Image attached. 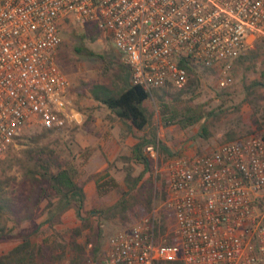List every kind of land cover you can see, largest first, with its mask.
<instances>
[{"label": "built area", "instance_id": "obj_1", "mask_svg": "<svg viewBox=\"0 0 264 264\" xmlns=\"http://www.w3.org/2000/svg\"><path fill=\"white\" fill-rule=\"evenodd\" d=\"M66 23L107 35L130 82L151 97L182 89L193 66H222L227 83L231 61L264 41V0H3L0 157L26 125L58 130L82 118L57 60ZM145 151L157 160L159 140ZM164 170L166 198L110 234L100 258L78 264H264V130L209 153L179 151ZM162 209L172 213L173 243L155 233Z\"/></svg>", "mask_w": 264, "mask_h": 264}, {"label": "rangeland", "instance_id": "obj_2", "mask_svg": "<svg viewBox=\"0 0 264 264\" xmlns=\"http://www.w3.org/2000/svg\"><path fill=\"white\" fill-rule=\"evenodd\" d=\"M61 36L62 41L57 55L59 68L70 81L74 106L82 118L79 123H72L58 130L45 129L38 123H31L24 126L15 136L12 144L0 157V203L3 197H6L10 205V208L4 209L5 213L0 214V226L7 228V235L27 234L45 219L42 209L46 200L42 199L32 205L30 198H27L30 184L20 162L26 151H34V155L41 151L40 154L50 157L60 166L71 164L77 171V179L88 189L83 214L87 216L89 210L93 211L90 226L82 229L81 233L73 231L72 229L81 226V221L73 211L64 214L61 221L55 223L52 228H48L46 224L41 225L32 235V240L55 241L59 246L57 252L59 257L55 261L80 263L88 257L100 258L110 234L143 219L137 217L131 220L127 213L122 214L124 218H120L101 211L120 198L119 190L125 187L123 170L125 165L133 167V176L142 174L140 182L148 178L152 180L153 205L157 206L163 201L162 194L166 185L167 174L164 164L173 154L187 149L193 153H209L223 142L264 130V120L261 118L264 108V87L251 84L252 80L260 77V71L264 67V53L254 63L250 60H239V57L248 56L255 45L233 59L228 71L230 80H226L227 83L224 85L219 83L223 74L221 71L224 69L222 66L190 67L193 70L188 73L191 78L188 77L182 89L165 86L152 90V96L145 101L150 123L144 130L131 132L121 119L103 104L93 100L87 88L90 84L100 83L111 90H116L120 85L122 73L119 65L124 63L109 37L92 24L76 23H66ZM83 49L91 51L92 54H87ZM159 102L167 103L171 110L180 109L185 104L198 105L204 111V115L195 124L184 128L178 123L165 125ZM202 127L206 128L208 136H203ZM88 128L96 129L97 133H90ZM112 128L121 134L117 140L120 150L105 168L95 173L108 172L114 178L117 187L98 195L89 189L90 176L87 174L85 164L89 152L97 144L101 134L113 133ZM126 132H131L129 141L125 139ZM141 137L158 139L167 149L159 151L157 160L150 159L148 169H144L141 163L119 158L120 155L130 156L131 143ZM83 150H86V156L80 158L79 152ZM143 151L146 152L145 148ZM167 224L172 232L171 217L168 218ZM17 242L16 238L1 236L0 254L7 252ZM38 264L50 263L42 260Z\"/></svg>", "mask_w": 264, "mask_h": 264}, {"label": "trees", "instance_id": "obj_3", "mask_svg": "<svg viewBox=\"0 0 264 264\" xmlns=\"http://www.w3.org/2000/svg\"><path fill=\"white\" fill-rule=\"evenodd\" d=\"M263 47L264 43L261 40L256 43L255 48L251 50L248 56L239 57V60H250L254 63L263 55ZM83 51L89 55L92 54L87 49H83ZM119 69L122 74L120 75V85L116 90H111L104 84L94 83L87 86L89 95L93 100L103 104L110 112L121 119L127 125L128 131H131L132 127L138 131L144 130L150 123V115L145 108V101L148 99L149 93L140 85L130 82L127 65L120 64ZM191 71H193L192 68H189L188 72L190 73ZM251 84L253 86L264 87V67L260 71L259 79L252 80ZM159 106L165 125L178 123L180 127L184 128L195 124L204 115V111L198 105L185 104L176 110H171L170 106L164 102H159ZM261 116L264 120V108ZM202 132L204 137L208 136L205 127H202ZM154 141L141 137L131 147L130 156L120 155L119 158L141 163L144 169H148L150 159L143 150L147 144ZM159 142L160 150L166 151V147L161 141ZM34 153V151H26L21 160H19L25 174L28 176L30 189L27 193V198H30L31 204L35 205L42 199L46 200V204L42 209L45 219L41 223H38L32 232L27 234L15 233L7 235V228L0 226V237L18 239V242L13 247L7 252L0 254V264H38L42 260L51 263L59 257L57 254L59 246L52 240L33 241L32 235L36 233L37 229L43 224H46L48 228L54 227V224L59 223L62 215L70 208L75 211L77 219L81 221V226L72 229L73 231L81 233L82 229L90 226V222L93 220L92 210L86 213L87 216L83 214L86 194L83 184L77 179L75 167L71 164L65 166L57 165L50 157H46L43 153L40 154L41 151L36 155ZM123 170L125 172V187L119 190L120 198L114 204L101 209V211L105 213L109 212L112 216H119L120 218H124V213H127L131 220L137 217L142 219L153 208V182L150 178L140 182L142 174L133 176V167L131 165H125ZM95 181L98 195L105 194L110 189L117 187L114 178L108 172L101 174ZM166 185L162 194L163 200L167 195ZM8 200L6 197H3L0 203V214L5 213L4 211L6 210L4 209L10 208ZM159 214L155 222L156 236L163 237L167 243H173L175 238L167 224V220L171 217L172 213L162 209Z\"/></svg>", "mask_w": 264, "mask_h": 264}, {"label": "crops", "instance_id": "obj_4", "mask_svg": "<svg viewBox=\"0 0 264 264\" xmlns=\"http://www.w3.org/2000/svg\"><path fill=\"white\" fill-rule=\"evenodd\" d=\"M2 1L3 0H0V3ZM132 131L136 132V129L134 127H132L131 132ZM89 132L94 134V133H97V130L96 129H94V130L89 129ZM112 132L113 133H111V134H101V137L98 139L97 144L93 147L92 151L89 152V156H88L87 162L85 164L87 174H89L88 176H90V180L88 183L89 189L96 192V193H97V191H96L95 179L103 173H95V172H98L101 168H105L107 166V164L113 160V158L116 156V154L120 150V147L117 144V140H119V136H121V134H119V132L115 128H112ZM131 132H129V133L126 132V134H127V135H125L126 141H129V139L131 137ZM136 142L131 143V147ZM85 151L86 150L79 152L78 156L80 158L82 156L85 157L86 156ZM184 152L186 154H193V152L191 150H188V149L185 150ZM82 154H84V155H82ZM87 190L88 189L86 188V186H84L85 194L87 193L86 192ZM73 211L74 210L72 208H70L64 214L70 213V212L72 213ZM15 244H13L12 247Z\"/></svg>", "mask_w": 264, "mask_h": 264}]
</instances>
